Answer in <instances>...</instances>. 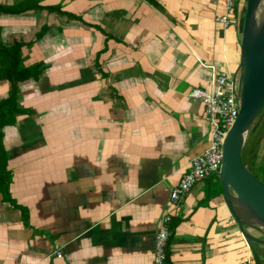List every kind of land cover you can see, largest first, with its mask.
Here are the masks:
<instances>
[{"label": "crops", "instance_id": "obj_1", "mask_svg": "<svg viewBox=\"0 0 264 264\" xmlns=\"http://www.w3.org/2000/svg\"><path fill=\"white\" fill-rule=\"evenodd\" d=\"M38 1L98 30L48 11L0 15V45L23 42L24 66H45L20 84L32 113L3 130L21 209L0 194V264H155L166 214L167 264H256L212 177L170 208L210 143L205 107L190 94L210 91L221 71L241 74L247 0L229 27L218 22L224 0ZM9 94L0 81V101ZM256 251L264 264V246Z\"/></svg>", "mask_w": 264, "mask_h": 264}, {"label": "water", "instance_id": "obj_2", "mask_svg": "<svg viewBox=\"0 0 264 264\" xmlns=\"http://www.w3.org/2000/svg\"><path fill=\"white\" fill-rule=\"evenodd\" d=\"M264 0H247L241 40L240 109L225 136L223 162L219 171L227 208L252 252L264 246L247 228L264 236V183L244 165L243 151L249 133L264 116V16L258 21Z\"/></svg>", "mask_w": 264, "mask_h": 264}, {"label": "built area", "instance_id": "obj_3", "mask_svg": "<svg viewBox=\"0 0 264 264\" xmlns=\"http://www.w3.org/2000/svg\"><path fill=\"white\" fill-rule=\"evenodd\" d=\"M225 13L218 19L224 27L231 25L233 15L239 0H224ZM190 97L199 100L205 107V115L210 127V143L207 149L194 158L188 172L170 193V208L174 211L180 208L193 187L208 178L219 176L223 162V143L227 132L232 127L240 109V84L229 70L217 73L213 78L210 91L194 90ZM166 214L161 222L155 244V264H167V242L170 222ZM61 257V253H57Z\"/></svg>", "mask_w": 264, "mask_h": 264}, {"label": "trees", "instance_id": "obj_4", "mask_svg": "<svg viewBox=\"0 0 264 264\" xmlns=\"http://www.w3.org/2000/svg\"><path fill=\"white\" fill-rule=\"evenodd\" d=\"M146 1L155 8L160 9L159 4L155 0ZM31 11H48L51 13H57L66 16L69 21H76L82 23L86 27L97 29L95 26L93 27L86 23L82 18L63 12L60 6L43 7L38 0H25L12 6L0 5V15H21ZM236 11L237 7L234 13H236ZM47 32L48 27L44 26L40 32L36 34V39H41ZM30 44H28L29 47H32V44ZM24 46L25 44L23 42H14L10 47L2 44L0 45V81H8L10 83V94L8 98L0 101V194L3 195L7 202L11 203L18 209H21V207L12 200L10 195L13 174L8 169L9 158L3 144V130L7 126L16 125L18 117L30 115L32 113L29 110L23 109L19 105L20 84L30 80L39 81L45 73V66L43 65L28 68L24 66L22 57V49ZM263 141L264 123H258L256 128H253L249 133L248 144L245 145L243 151L245 157L250 155V161L252 163L256 162L258 151ZM22 212L25 221H27L28 214L25 213L24 209H22Z\"/></svg>", "mask_w": 264, "mask_h": 264}, {"label": "rangeland", "instance_id": "obj_5", "mask_svg": "<svg viewBox=\"0 0 264 264\" xmlns=\"http://www.w3.org/2000/svg\"><path fill=\"white\" fill-rule=\"evenodd\" d=\"M261 9H262V13H260V17H259L258 21H260V19L263 18L262 15H264L263 14L264 5L262 6ZM239 75H241V74H239ZM239 75H235V77L239 79L240 78ZM261 123H264V116L259 119V124H261ZM248 138H249V135H248ZM248 138H247L246 144H248ZM250 159H251L250 155H247V157H245L244 154H243V161H244V165L246 166V168L256 178H258L261 182L264 183V141L260 145V148H259V151H258V157L256 159V162L252 163L250 161ZM219 181H220V177L218 178V176H213L212 179L210 180V183H211L210 186H212V189L217 190L218 194L221 195V188H220V185H219Z\"/></svg>", "mask_w": 264, "mask_h": 264}, {"label": "bare ground", "instance_id": "obj_6", "mask_svg": "<svg viewBox=\"0 0 264 264\" xmlns=\"http://www.w3.org/2000/svg\"><path fill=\"white\" fill-rule=\"evenodd\" d=\"M261 13H262V9H261ZM263 14H264V12H263ZM262 16H264V15H262Z\"/></svg>", "mask_w": 264, "mask_h": 264}, {"label": "flooded vegetation", "instance_id": "obj_7", "mask_svg": "<svg viewBox=\"0 0 264 264\" xmlns=\"http://www.w3.org/2000/svg\"><path fill=\"white\" fill-rule=\"evenodd\" d=\"M260 119V118H259ZM259 123V120H258V122H257V124Z\"/></svg>", "mask_w": 264, "mask_h": 264}]
</instances>
